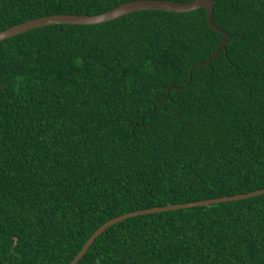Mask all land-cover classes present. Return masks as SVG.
<instances>
[{
	"label": "trees",
	"instance_id": "16d2710c",
	"mask_svg": "<svg viewBox=\"0 0 264 264\" xmlns=\"http://www.w3.org/2000/svg\"><path fill=\"white\" fill-rule=\"evenodd\" d=\"M130 1L0 0V31ZM214 1L209 65L204 8L0 42V264H69L125 213L264 188V0ZM77 264H264V194L126 219Z\"/></svg>",
	"mask_w": 264,
	"mask_h": 264
},
{
	"label": "water",
	"instance_id": "95a60500",
	"mask_svg": "<svg viewBox=\"0 0 264 264\" xmlns=\"http://www.w3.org/2000/svg\"><path fill=\"white\" fill-rule=\"evenodd\" d=\"M214 5H215L214 0H190L188 2H177L171 0H132L130 2H126L117 7H114L107 12L96 15L56 14V15H48V16H43L32 20H28L21 24L14 25L6 30L0 31V42L10 37L16 36L18 34L44 26L58 25V24L95 25L104 22H109L111 20H115L124 17L128 14L139 11L160 10V11L173 12V13H184V12H191L199 8H204L207 11V21L209 26L214 31L221 33L223 35V38L221 39L220 44L217 50L215 51V53L206 62L200 63L201 65H209L210 62L220 53V51L226 48V44L230 37L227 31L219 28L214 23L212 17ZM196 65H194L190 69V79H191L192 69ZM262 194H264V188L260 190H256L254 192L237 194L234 196H224L221 198L201 200L190 203L170 204L166 206L153 207V208L138 210L130 213H125L123 215H120L118 217H115L107 221L98 230H96L94 234L84 244L80 252L75 256V258L69 264H77L79 260L88 251L90 246L101 234H103L111 226L126 219L137 217L140 215L154 214L164 211H173V210L186 209V208L198 207V206H210L222 202L243 200V199L259 196Z\"/></svg>",
	"mask_w": 264,
	"mask_h": 264
}]
</instances>
